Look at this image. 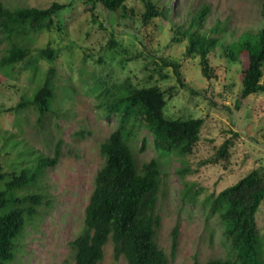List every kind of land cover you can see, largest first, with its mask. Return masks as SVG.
<instances>
[{
	"label": "rangeland",
	"instance_id": "obj_1",
	"mask_svg": "<svg viewBox=\"0 0 264 264\" xmlns=\"http://www.w3.org/2000/svg\"><path fill=\"white\" fill-rule=\"evenodd\" d=\"M0 1L12 10L45 8L53 2L73 5L56 19L64 27L63 39L56 29L29 32L28 59L13 66L0 64V161L7 172L5 181L0 182V192L13 173L19 174L43 157L54 156L57 144L62 143L59 164L47 169L42 178L49 203L42 207L39 219L27 225L19 240L17 258L9 264H75L71 243L84 229L85 210L95 188V178L105 164L100 147L118 126L117 117H108L98 108L101 100L97 93L127 81L141 87L159 85L171 91L169 117L204 120L201 139L187 156L161 155L147 129L142 127L137 131L135 156L139 166L152 159L160 160L162 165L157 205L162 223L157 231V244L166 252L169 264L196 261L207 264L213 259H227L230 243L223 235L221 218L218 213H212L208 199L248 173L264 170V94L241 99V66L218 70L219 78L213 82L204 79L199 59L185 57L186 43L173 42L171 25L162 19H154L149 25L141 18L120 21L97 4L99 22L103 24L100 28L84 10L83 0ZM154 1L171 7L170 17L178 24L189 22L196 11L208 6L210 11L202 30L209 31L218 21L228 20V28L234 33L233 37L227 34L229 42L246 31L256 32L263 27L264 0ZM128 4L139 13L144 11L139 0H128ZM113 40L119 43L118 47ZM68 43L72 49L64 50L53 63L41 53L50 44L60 48ZM7 48V42L0 44V61ZM162 56L181 60L184 82L189 88L179 85L172 67L160 60ZM51 66L59 77L55 104L59 113L48 116L40 125L33 106L11 111L10 107L31 101ZM144 138L148 142L142 152ZM228 139L233 141L229 163L210 161ZM38 180L40 185L41 179ZM36 188L34 182L18 194ZM256 220L263 235L264 202ZM176 227H179L178 246L172 255ZM100 264H127V260L124 256L116 260L114 245L109 241Z\"/></svg>",
	"mask_w": 264,
	"mask_h": 264
},
{
	"label": "trees",
	"instance_id": "obj_2",
	"mask_svg": "<svg viewBox=\"0 0 264 264\" xmlns=\"http://www.w3.org/2000/svg\"><path fill=\"white\" fill-rule=\"evenodd\" d=\"M83 2L84 10L90 13L94 23H99L100 28H103V24L99 22L97 4H101L120 21L141 18L145 25H149L154 19H162L171 25L172 41L186 43L185 57L199 59L204 79L213 82L219 78L218 70L231 69L232 65L239 64L242 75L241 99L264 94V12L262 28L256 32L246 31L229 42L226 40L227 34L233 37L234 33L228 28V20L218 21L209 31L202 30V24L210 11L208 6L196 11L189 22L178 24L170 17L171 7L166 4L160 6L154 0H139L144 7L142 13L130 6L128 0ZM72 6V2H53L45 8L12 10L0 1V44L8 43L0 61L1 66H13L28 59L31 55L27 45L29 32H51L56 29L63 39L66 34L64 27L56 19L63 10ZM69 43L60 48L50 44L41 53L53 63L55 57L58 58L64 50L72 49ZM112 43L115 47L119 46L114 40ZM160 60L163 65L172 67L182 88H189L184 82L180 59L162 56ZM166 77L162 75V78ZM58 84L56 68L51 66L31 101H23L9 109L19 112L33 106L41 125L48 116L59 113L55 107ZM191 92L197 93L194 90ZM97 94L101 100L98 108L104 110L108 117H117L118 126L100 147L105 164L95 178V188L85 210L84 229L71 243L75 250V264H100L104 258V247L109 241L114 245L116 260L124 256L127 264H169L166 252L156 242L157 231L162 223L157 214L162 165L160 160L152 159L139 166L135 156L137 131L142 127L147 129L161 155L176 153L187 156L194 152L201 139L204 120L169 117L167 107L173 95L159 85L141 87L127 81L123 85L107 87ZM213 104L217 106V103ZM236 108L239 110L240 104ZM142 142L141 151L144 152L148 139L144 138ZM232 145V140H226L210 161L223 160L228 164ZM61 146L59 142L54 156L43 157L35 165L22 169L19 174L13 173L0 192V264L15 261L19 240L24 236L27 225L36 222L42 207L49 203L42 178L47 169L59 164ZM224 168H228L227 165ZM6 177L7 172L0 161V182H4ZM39 178L40 185L37 183ZM34 182L37 185L34 191L18 194L19 190ZM189 195L187 191L186 196ZM208 201L212 213H218L221 218L223 235L230 243V256L227 259L210 260L207 264H264V233L260 235L256 220L264 202V170L248 173ZM178 236L179 227H176L172 255L177 250ZM194 264L200 263L196 261Z\"/></svg>",
	"mask_w": 264,
	"mask_h": 264
}]
</instances>
